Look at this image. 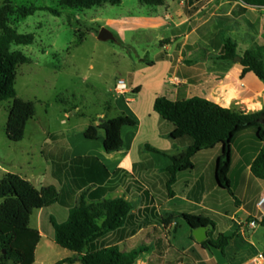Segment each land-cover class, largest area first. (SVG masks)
<instances>
[{
	"label": "crops",
	"instance_id": "1",
	"mask_svg": "<svg viewBox=\"0 0 264 264\" xmlns=\"http://www.w3.org/2000/svg\"><path fill=\"white\" fill-rule=\"evenodd\" d=\"M162 7L163 14L160 16L156 10L148 22L151 23V28L170 31L172 33L170 39H177L163 46L166 58L172 61H164L170 64L163 82L154 83L152 110L136 105L142 87L135 85L134 82L131 88L128 87L127 94L138 95L137 98L128 100L129 113L136 121V125L123 128L122 150L107 153L104 146L100 145L96 147V154H76L75 150L70 148L73 147V143L67 136L61 135L65 138L63 142L65 145L60 146L65 147L59 149L56 145L59 135L47 133V138L51 140V143H46V148L49 147L47 154L50 159L64 167L46 175H35L24 170L18 175L29 180L37 189L45 185L58 188L61 192L60 202L44 208L50 209L59 205L66 209L63 218L65 220H56L58 223H64L68 219L71 210L68 205L72 202L77 205L84 192L87 193L86 200L89 203L117 198L130 202L133 210L126 224L96 241L94 249L117 246L121 251L129 253L146 247L147 251L138 257L135 264H218L212 252L203 249L196 239L192 238L193 230L180 218L185 213L199 214L210 217L216 223L215 233L236 235L227 247L225 255L229 264H246L258 254H264V251L255 253L245 249V244L253 246L254 242L246 237L245 230L240 227L245 220L239 216L246 214L248 218L252 217L251 204L257 198L251 195V186L264 184V181L256 178L251 172V163L259 148L255 154L249 152L244 154L243 165L237 166L233 152L235 141L232 144L230 180L237 200L230 197L229 193L227 195L216 182V159L220 154V148L206 150L196 155L193 158V171L177 176V182L172 187L174 192L172 195L168 189L170 176L166 172L171 166L170 156L184 151L193 141L172 140L170 134L174 126L154 111V103L158 97L176 101L197 96L230 109L236 114L263 111L264 81L254 72L242 77L244 67L241 63L217 60V56L223 53L224 40L231 38L230 35L233 34L248 35V41L242 47L235 41L238 45V54L242 56L248 50L264 46V15L259 22L256 16L248 19L249 14L255 10L264 12V7L246 6L239 0H194L187 5L176 0L173 3L166 2ZM215 20L220 23L213 29L212 23ZM99 117L100 121L108 118L105 115ZM104 138L105 132L102 137L99 131L97 140L104 142ZM149 147L166 154L156 153ZM248 148L243 152L248 151ZM80 168H89L102 178L107 176L104 184L99 186L91 182L82 188L83 184L78 176ZM0 170L4 173L0 178L8 173L15 174L1 165ZM179 187H182L181 190ZM258 218L259 224L263 217ZM33 228L40 231L42 241L44 238L42 224L39 223ZM249 230L253 231L255 227H250ZM182 231L187 242L180 246L178 236ZM46 238L55 242L54 227L52 231L46 232ZM41 241L36 250L35 263ZM47 251L46 245V256ZM65 259H73L72 262L65 264H82L80 257L74 252L60 261Z\"/></svg>",
	"mask_w": 264,
	"mask_h": 264
},
{
	"label": "rangeland",
	"instance_id": "2",
	"mask_svg": "<svg viewBox=\"0 0 264 264\" xmlns=\"http://www.w3.org/2000/svg\"><path fill=\"white\" fill-rule=\"evenodd\" d=\"M13 1L17 7H52L62 13L61 16H55L49 11L38 10L26 18H12L19 33L35 36L32 45L13 46L14 50L22 51L32 61L18 70V95L36 103V116L27 123L25 137L21 142H12L7 137L6 127L12 102H0V165L15 174L29 171L35 175H46L55 170L58 164L47 154L49 147L46 148V143H51L47 133L59 135L56 143L59 149L65 147L60 146L65 140L61 136L63 134L72 141L73 147L70 148L76 154H96V147H103V142L85 139L84 133L89 125L99 123L101 115L108 118H132L128 100L138 95L129 93L118 97L115 93L118 80H124L130 88L133 82L142 87L136 105L152 110L154 83L163 82L170 64L164 61H172L166 58L163 46L168 43L166 41L177 39H170V31L150 27L148 19L155 15L156 10L161 16L164 8L144 6L140 0H122L121 5L106 4L91 9L62 7L60 0ZM174 1L166 0L168 3ZM190 1L193 3L194 0H188L185 5ZM2 3L3 0H0V6ZM263 15L264 12L258 9L250 13L248 19L256 16L259 22ZM219 23L215 20L212 23L213 29ZM102 29L112 34L114 39L100 41L98 36ZM230 36L241 47L248 41L247 34ZM153 61L156 62L154 67L146 63ZM132 106L136 107L135 104ZM100 134L103 137V130H100ZM260 144L254 130L240 134L233 148L237 166L243 165L244 154L253 153ZM247 147L248 151L243 152ZM3 174L0 170V176ZM263 185L251 186V195L257 198L253 203L250 201L252 217L239 215L245 220L240 227L245 230L246 237L254 242L253 246L245 244L248 252L264 251V227L258 224L255 230H249L254 219L264 217L256 205L264 196ZM179 188L181 190L182 187ZM64 213L66 209L59 205L34 212L31 225L37 227L41 223L44 232L35 264H57L71 253L46 238V232L53 230L50 219L53 217L63 221ZM186 242L187 238L182 231L178 236V244L181 246Z\"/></svg>",
	"mask_w": 264,
	"mask_h": 264
},
{
	"label": "trees",
	"instance_id": "3",
	"mask_svg": "<svg viewBox=\"0 0 264 264\" xmlns=\"http://www.w3.org/2000/svg\"><path fill=\"white\" fill-rule=\"evenodd\" d=\"M246 6L264 7V0H239ZM148 7H162L166 0H140ZM106 4L121 5L122 0H60L62 7L72 9H91ZM38 10H46L55 16L61 11L52 7H17L13 0H3L0 6V102L11 101L7 121V137L12 142H21L26 133L27 123L36 116V103L19 97L16 89L18 70L22 65L30 64L31 59L13 46H29L35 41L34 34H21L12 23L13 17L26 18ZM166 42H169L166 41ZM238 45L231 38L224 40L223 53L217 60L234 62L238 54ZM242 57L244 67L242 77L254 72L264 81V46L246 51ZM152 67L155 62H146ZM154 111L160 117L173 124L174 130L170 138L174 141L191 139L192 144L179 154L170 156L171 166L166 170L170 179L168 189L174 195L172 187L181 173L194 169L193 158L206 150L220 148L216 159V182L235 200L230 180L232 165V144L235 139L248 130H254L261 144L257 155L251 163L252 174L264 181V110L251 114H236L201 97L183 98L176 101L166 97H158L154 103ZM136 121L130 116L105 118L98 125H90L85 132L88 140H97L99 131L105 132L103 142L107 153L122 150L124 127H134ZM152 151H158L149 147ZM256 148V149H257ZM253 151L255 154L256 152ZM64 165L57 164L56 170ZM103 169H105L103 167ZM106 172V170H105ZM107 173V172H106ZM107 175V174H106ZM79 179L82 188L91 182L102 186L105 178L96 175L89 168H80ZM57 178V176H56ZM84 192L78 204L68 205L71 208L69 217L64 223L51 218L55 229V242L60 247L76 253L82 264H135L138 257L147 251L146 247L126 253L117 246L94 249L96 241L108 233L122 228L131 217L133 205L123 198L105 199L98 203H89ZM75 195V194H74ZM61 192L55 186H44L37 189L29 180L18 174L8 173L0 178V264H34L36 250L42 239L38 229L31 226V218L35 211L42 210L60 202ZM193 230L201 226L208 227L209 238L199 243L203 249L210 251L214 244L224 253L230 242L236 237L223 233H215L216 223L206 215L182 214L180 216ZM174 219V218H173ZM264 227V217L259 222ZM194 239V236L192 235ZM211 252V251H210ZM65 259L58 264L72 262ZM229 264V263H228Z\"/></svg>",
	"mask_w": 264,
	"mask_h": 264
},
{
	"label": "water",
	"instance_id": "4",
	"mask_svg": "<svg viewBox=\"0 0 264 264\" xmlns=\"http://www.w3.org/2000/svg\"><path fill=\"white\" fill-rule=\"evenodd\" d=\"M98 39L100 41H108L114 39V37L106 29H102L101 32L99 33ZM235 61L242 63V57L240 56L237 57ZM262 123H264V120H262ZM208 230L209 228L205 226H201L199 228L193 229L194 238L198 243H202L209 238ZM209 248L218 264H228V259L225 253L220 248H218L214 244H210Z\"/></svg>",
	"mask_w": 264,
	"mask_h": 264
},
{
	"label": "built area",
	"instance_id": "5",
	"mask_svg": "<svg viewBox=\"0 0 264 264\" xmlns=\"http://www.w3.org/2000/svg\"><path fill=\"white\" fill-rule=\"evenodd\" d=\"M182 4H186L188 0H179ZM129 92V88L127 83L124 80H118L116 87H115V93L118 96H123ZM258 208L263 212L264 214V198H261L258 203ZM259 219H254L251 223V227H256L258 224ZM246 264H264V254L260 253L256 257H254L252 260H250Z\"/></svg>",
	"mask_w": 264,
	"mask_h": 264
}]
</instances>
